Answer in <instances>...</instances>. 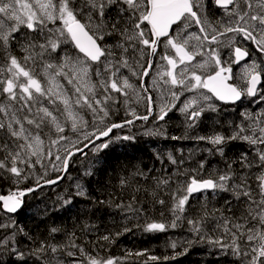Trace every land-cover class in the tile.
Returning a JSON list of instances; mask_svg holds the SVG:
<instances>
[{"label":"snow or ice","instance_id":"1","mask_svg":"<svg viewBox=\"0 0 264 264\" xmlns=\"http://www.w3.org/2000/svg\"><path fill=\"white\" fill-rule=\"evenodd\" d=\"M246 100L236 118L224 115ZM171 114L181 135H169ZM141 136L205 147L152 145V167L128 164L105 180L103 154ZM74 164L79 175L45 210L44 231L21 226L13 217L25 197ZM4 186L0 264H174L196 247L200 264H264V0H0ZM78 202L82 223H55ZM104 215L114 230L100 233L90 218ZM134 229L172 232L170 251L102 255Z\"/></svg>","mask_w":264,"mask_h":264},{"label":"trees","instance_id":"2","mask_svg":"<svg viewBox=\"0 0 264 264\" xmlns=\"http://www.w3.org/2000/svg\"><path fill=\"white\" fill-rule=\"evenodd\" d=\"M119 119V117H117ZM212 121H205L201 125V134H206L211 131ZM126 131V130H125ZM133 131V130H132ZM174 135H179L176 132ZM159 144L160 141L156 139H149L143 136L138 138L137 143L135 144H125V145H116L112 150L104 153V157L107 160V173L102 174L103 178L107 180L108 176H112L114 179V173L112 169H116L117 172L128 164H140L142 162L143 165H147L152 167L154 164L153 160V151L151 143ZM183 143V141H180ZM187 143V142H185ZM184 144V143H183ZM175 146H178L175 144ZM167 146L164 145V148ZM192 150H195L193 148ZM240 150V146L234 147L232 149L233 152H238ZM203 156L196 158L195 160L201 159ZM211 164H215L219 157H211L208 158ZM158 166V165H157ZM80 165L74 164L72 165L67 174V178L63 179V181L54 184L47 185L45 188L39 190L38 192L31 193L26 197L24 208L17 214L14 215V219L25 229L36 232L37 229L42 233L44 231V225L42 221L49 219L46 209L51 208L53 206V202L56 201V197L58 194H64L65 190L69 188V186L73 183L75 178L79 175ZM57 175H61L55 172L51 173V178H55ZM7 186L0 187V192L7 193ZM92 191L95 195H102L99 191L98 186L94 183L92 185ZM85 205L82 202H78L77 207L72 208L67 212H59L56 213L52 219L55 223L60 224L63 223L67 228L71 229L73 224L82 223L85 219L83 216L82 210ZM151 216L159 219V213L156 211L150 212ZM80 217V220H77V217ZM93 219L99 226V232L103 233L109 229L114 230L113 219L111 216L104 215L99 217V219ZM121 222V218L119 216L115 219V224H119ZM96 233H93L94 236ZM173 233L169 232L167 234H149L144 233L140 230L134 229L133 233H128L124 236L119 237L116 242L110 246L107 252L102 253V255H111L114 257H123L125 251L131 250H148L150 254H155L158 256H162L166 254V251H170V249L165 248L166 240L169 236H172ZM176 235H180V230H177ZM185 237L188 235L186 232L183 234ZM92 236H89L91 239ZM204 249L201 247H196L190 252L187 256L182 257L181 259L174 262V264H200L203 259H207L206 256H199L197 253L203 252ZM144 257L140 258H129L127 261H124L123 264H139L140 261H143ZM152 264V262H149Z\"/></svg>","mask_w":264,"mask_h":264},{"label":"flooded vegetation","instance_id":"3","mask_svg":"<svg viewBox=\"0 0 264 264\" xmlns=\"http://www.w3.org/2000/svg\"><path fill=\"white\" fill-rule=\"evenodd\" d=\"M235 71H239V67L237 66L236 68H235ZM245 105H249V101H244V104H243V106H245ZM238 107V106H237ZM141 111H143V109L141 108ZM172 115V120L166 125V127H167V129H168V132H169V135H174L176 132H178L179 133V135H181V133H182V131H183V128H182V126H181V118L179 117V115L178 114H171ZM142 123L143 122H137V127H135V128H133L132 130L134 131V132H139V131H142V128H141V125H142ZM179 125V126H178ZM178 126V127H177ZM174 127H177L176 129L177 130H173L172 128H174ZM167 141V143H166V145H167V148H166V150L167 151H172L173 153H175V154H179V152H180V150H184L185 148H186V146H184V144L183 143H181L180 141H185V140H180V141H173V140H170V139H168V140H166ZM185 142H189V144H192V148L194 147L195 148V145H197V142H195V141H193V140H188V141H185ZM178 145L177 147L176 146H174V145ZM45 188V187H44ZM43 189V188H42ZM0 194H6V193H2V192H0ZM30 195V194H29ZM28 195V196H29ZM27 197V196H26ZM26 197H25V201H26ZM24 206H25V204H24ZM24 206L21 208V210L24 208ZM20 210V211H21ZM20 211H18L17 212V214L20 212ZM16 214V215H17ZM4 217V216H3ZM0 222H6L5 221V218H2V215H0Z\"/></svg>","mask_w":264,"mask_h":264},{"label":"rangeland","instance_id":"4","mask_svg":"<svg viewBox=\"0 0 264 264\" xmlns=\"http://www.w3.org/2000/svg\"><path fill=\"white\" fill-rule=\"evenodd\" d=\"M246 106H248V105H245V106H243V105H240V106H238V107H236V111L235 112H228V113H225L224 115L225 116H227L229 119H233V118H236V114H237V112H239V111H241V110H244V108L246 107ZM252 107L253 108H255V107H257L256 105H252ZM179 126V125H178ZM177 126V127H178ZM177 127H174V128H172L174 131L175 130H177L176 128ZM200 129H201V126H200ZM199 129V131H201ZM200 134H201V132H200ZM157 140V139H156ZM159 141H160V143L159 144H156V143H151V145H158L159 146V148L161 149V150H163V151H167L166 150V148H164V144H166L167 143V141L166 140H164V139H159ZM185 141H188V140H185ZM185 141H183V143H184V146H186V148L184 149V150H180V151H183L184 153H185V155H187V154H189L190 152H192V151H194V150H192L193 148H192V144H189V142L188 143H185ZM167 146V145H166ZM175 146V145H174ZM177 147V146H176ZM205 147V145L203 144V143H197V145H195V150L196 149H202V148H204ZM172 152V151H171ZM207 154L206 153H203V152H196V155L194 156V159H196V158H198V157H200V156H206ZM209 158H211V157H209ZM56 173V172H55ZM2 218H4L3 216H2ZM184 234V233H183Z\"/></svg>","mask_w":264,"mask_h":264},{"label":"water","instance_id":"5","mask_svg":"<svg viewBox=\"0 0 264 264\" xmlns=\"http://www.w3.org/2000/svg\"><path fill=\"white\" fill-rule=\"evenodd\" d=\"M62 175H63V174H62ZM61 181H62V180H60L59 182H61ZM59 182H58V183H59Z\"/></svg>","mask_w":264,"mask_h":264}]
</instances>
